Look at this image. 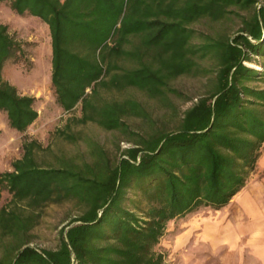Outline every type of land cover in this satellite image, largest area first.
<instances>
[{"label":"trees","instance_id":"obj_1","mask_svg":"<svg viewBox=\"0 0 264 264\" xmlns=\"http://www.w3.org/2000/svg\"><path fill=\"white\" fill-rule=\"evenodd\" d=\"M18 15L48 25L50 87L68 121L118 130L130 143L112 154L80 131L59 129L88 158L54 153L35 138L0 171V264H167L156 249L169 221L228 203L254 170L264 144V0H0ZM244 11V13H239ZM240 16L233 33L204 32L201 19ZM0 23V110L23 133L37 119L34 95L2 77L7 62L25 63V45ZM180 75L208 78L204 92L172 130L132 131L130 116L150 113L133 96L101 90L137 89L170 104ZM48 150L52 160L39 159ZM74 202L78 211L54 248L32 244L39 210Z\"/></svg>","mask_w":264,"mask_h":264},{"label":"rangeland","instance_id":"obj_2","mask_svg":"<svg viewBox=\"0 0 264 264\" xmlns=\"http://www.w3.org/2000/svg\"><path fill=\"white\" fill-rule=\"evenodd\" d=\"M261 3L258 0L257 5ZM239 13H244L240 11ZM0 23L9 25L10 32L19 40L28 42L25 50L28 59L25 63L7 62L3 68L2 77L15 85L19 92L34 95L37 101L38 117L26 129L20 133L7 124L5 112L0 110V171L10 169V163L22 153V141L27 138L37 139L43 147L50 149L59 155L74 156L77 160L88 158V147L84 138L72 143L62 138L59 129L80 131L83 137H90L105 146L112 154H118L117 145L121 148L130 143L118 130H106L94 122L85 124L68 121L70 117H78L81 114L80 105L70 112H64L56 103L51 87V41L48 25L33 15H18L10 7L8 2H0ZM240 26V16L230 13L229 18L221 21L201 19L194 24L196 29L204 32L224 31L233 34ZM264 84V82H258ZM169 85L180 91V95L169 93L170 104H165L157 98L148 97L137 89L123 91L101 90L105 97L133 96L140 100L150 113L149 119L130 116L125 122L132 131L146 132L154 129L172 130L178 123L183 111L188 108L200 93L204 92L208 85V78L202 76L180 75L170 80ZM39 159L52 160V153L41 150ZM10 196L5 189L0 190V204L9 200ZM37 223L32 229V244L40 248H54L59 241V231L78 211L77 205L72 201L61 204L50 203L39 210ZM175 218L169 221L166 234L156 245V249L166 254L167 264H171L170 246L164 244V237L168 240L177 234L180 228V220Z\"/></svg>","mask_w":264,"mask_h":264},{"label":"crops","instance_id":"obj_3","mask_svg":"<svg viewBox=\"0 0 264 264\" xmlns=\"http://www.w3.org/2000/svg\"><path fill=\"white\" fill-rule=\"evenodd\" d=\"M164 244L171 264H264V144L245 185L221 207L180 220Z\"/></svg>","mask_w":264,"mask_h":264}]
</instances>
